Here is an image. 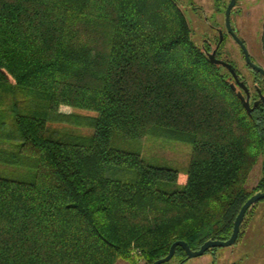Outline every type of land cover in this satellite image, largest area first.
<instances>
[{
  "label": "trees",
  "instance_id": "1",
  "mask_svg": "<svg viewBox=\"0 0 264 264\" xmlns=\"http://www.w3.org/2000/svg\"><path fill=\"white\" fill-rule=\"evenodd\" d=\"M229 78L175 0H0V264H152L227 239L264 190L245 187L264 110ZM147 136L190 143L188 169L117 145Z\"/></svg>",
  "mask_w": 264,
  "mask_h": 264
},
{
  "label": "rangeland",
  "instance_id": "2",
  "mask_svg": "<svg viewBox=\"0 0 264 264\" xmlns=\"http://www.w3.org/2000/svg\"><path fill=\"white\" fill-rule=\"evenodd\" d=\"M175 1L189 22L191 39L198 46L201 47L204 40L218 41L217 30L227 33L225 9L230 0ZM231 13V27L236 36L243 42L250 57L264 67L261 40L264 0H236ZM239 48L234 38L227 35L220 57L233 62L244 75H247ZM75 112L89 113L84 110H75ZM117 145L139 153L143 160L152 165L181 171L189 167L192 150L190 143L147 136L133 142L119 139ZM2 167L5 169L0 168L1 176L13 177L15 175L9 166ZM263 178L264 155L260 156L252 168L245 184L246 189L251 193L255 192L256 186ZM170 186H165V189L171 190L176 187V185ZM116 264L131 263L119 260ZM136 264L147 263L139 259ZM185 264H264V199L256 202L245 214L238 239L234 244L209 250L202 256L188 259Z\"/></svg>",
  "mask_w": 264,
  "mask_h": 264
},
{
  "label": "water",
  "instance_id": "3",
  "mask_svg": "<svg viewBox=\"0 0 264 264\" xmlns=\"http://www.w3.org/2000/svg\"><path fill=\"white\" fill-rule=\"evenodd\" d=\"M235 4H236V0H230L226 9H225V23H226L227 32L234 38L235 42L240 46V48L243 52L246 64L249 65L252 69H256V70L262 72V74L264 76L263 69L261 67L255 65L253 62H251V59H250V56H249V53H248L246 47L244 46L243 42L236 36L234 30L231 27L230 16H231V11L234 8ZM222 41H223V32H222V30H219V37H218L216 48L211 53H207V57L209 58V60L212 63L223 66L225 69H227L231 73V75L234 77V79L237 81L238 85L246 93H248V90H247V87L245 86V84L243 82L239 81V78H238V75L236 73V69H235L234 65L230 62H227L225 60H222V59H219L216 57L217 48L222 43ZM238 97H239L243 107L245 108L246 112L250 113L251 110L253 109V107L252 108L250 107L248 98L245 99L241 93H238ZM257 104H258V102H255L254 106ZM262 199H264V190H260V191L255 192L245 201V203L240 208V210H239V212H238V214L234 220L231 234L227 239H208L205 242H203V244L196 250L191 249L185 241L177 240L171 244L169 251H168V254L165 257L154 261L152 264H165V263L169 262L172 259V257L174 256L176 247H181L186 254V259H191V258L202 256L204 253H206L207 251H209L211 249L231 246L238 239L239 232H240V226H241V223L245 217L247 210L252 205H254L256 202H258Z\"/></svg>",
  "mask_w": 264,
  "mask_h": 264
},
{
  "label": "flooded vegetation",
  "instance_id": "4",
  "mask_svg": "<svg viewBox=\"0 0 264 264\" xmlns=\"http://www.w3.org/2000/svg\"><path fill=\"white\" fill-rule=\"evenodd\" d=\"M230 21H231V16H230ZM217 32H218V35H219V30H217ZM227 35L231 36L228 32L227 33L223 32V41L219 45V47L217 48L216 57L219 58V59H221V57H220V53L222 52L221 48H222V45H223L225 39L227 38ZM213 44L215 45L214 47H213ZM216 45H217V41L210 42L208 40H204L203 44L201 45V48L204 50L205 54L207 55V53H211L213 50H215ZM239 50H240V56L242 57V60L244 61V65H245L244 67L246 68L247 75H244L237 68L236 64H234L233 62L229 61L228 59H222V60L230 62V63H232L234 65V67L236 69V73H237L238 78H239V81L243 82L245 84V86L247 87L248 93H246L238 85L237 81L234 79V77L229 72L230 73V78H229L230 85H231L232 89L236 92L237 96H238V93H241L244 96L245 99L248 98L250 107L251 108L253 107L251 112H253L257 108H261V109L264 110V76H263L262 72H260V71H258L256 69H252L249 65L246 64L245 59H244V55H243V52H242L241 48H239ZM250 59H251V62H253L255 65L261 67L263 69V71H264V67L261 66L260 63L254 61L251 57H250ZM255 102H258V104L254 106Z\"/></svg>",
  "mask_w": 264,
  "mask_h": 264
}]
</instances>
